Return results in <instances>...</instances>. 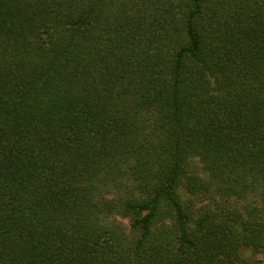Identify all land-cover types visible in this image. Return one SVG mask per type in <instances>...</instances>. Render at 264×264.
I'll list each match as a JSON object with an SVG mask.
<instances>
[{"label": "trees", "instance_id": "16d2710c", "mask_svg": "<svg viewBox=\"0 0 264 264\" xmlns=\"http://www.w3.org/2000/svg\"><path fill=\"white\" fill-rule=\"evenodd\" d=\"M264 253V0H0V264Z\"/></svg>", "mask_w": 264, "mask_h": 264}, {"label": "rangeland", "instance_id": "374dc122", "mask_svg": "<svg viewBox=\"0 0 264 264\" xmlns=\"http://www.w3.org/2000/svg\"><path fill=\"white\" fill-rule=\"evenodd\" d=\"M243 256L246 257L251 264H264V253L251 255L250 252H244Z\"/></svg>", "mask_w": 264, "mask_h": 264}]
</instances>
